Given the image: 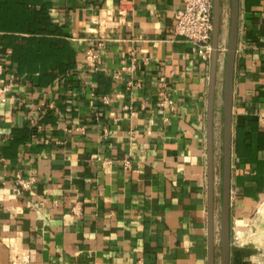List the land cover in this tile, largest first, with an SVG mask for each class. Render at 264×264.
Masks as SVG:
<instances>
[{
    "label": "crops",
    "instance_id": "0c3cea01",
    "mask_svg": "<svg viewBox=\"0 0 264 264\" xmlns=\"http://www.w3.org/2000/svg\"><path fill=\"white\" fill-rule=\"evenodd\" d=\"M31 5L35 28L43 15L50 31L0 34L63 44L59 56L43 59L38 39L27 42L32 51L20 61L0 45V84L15 75L0 98V264H10L13 244L32 250L30 264H210L211 256L218 264L221 63L210 252V58L173 32L181 1ZM230 14L231 0H220L219 48ZM232 88L230 264H252V250L264 252L255 217L264 212V0H238ZM17 175L32 178L29 188L16 192ZM233 236L246 246L233 250Z\"/></svg>",
    "mask_w": 264,
    "mask_h": 264
},
{
    "label": "water",
    "instance_id": "95a60500",
    "mask_svg": "<svg viewBox=\"0 0 264 264\" xmlns=\"http://www.w3.org/2000/svg\"><path fill=\"white\" fill-rule=\"evenodd\" d=\"M238 30V0H231V14L229 35L226 48L224 80H223V105H222V202H221V226H220V264H230V176H231V114H232V85L235 50ZM220 35V0H213V30L210 53V75L208 86V195H209V219H210V252H212V221L214 212V172H213V112L216 86V71L218 63ZM210 264H213L212 256ZM236 264H240L236 262Z\"/></svg>",
    "mask_w": 264,
    "mask_h": 264
},
{
    "label": "built area",
    "instance_id": "2783aa9c",
    "mask_svg": "<svg viewBox=\"0 0 264 264\" xmlns=\"http://www.w3.org/2000/svg\"><path fill=\"white\" fill-rule=\"evenodd\" d=\"M182 5L174 11L175 24L173 32L184 37L193 46L201 49L204 58L209 59L211 53V40L213 30V0H180ZM106 13L102 12L100 18H105ZM95 55L91 50L86 52V60H95ZM4 65L0 60V77L3 74ZM15 75L9 74V80L5 84H0V98L10 90L14 82ZM160 87H163V78H160ZM160 94H163L161 91ZM101 100L107 102L106 96ZM259 121L264 127V111L259 114ZM16 192L29 188L32 178L24 179L17 175ZM33 252L29 248H23L18 244L10 246V264H30Z\"/></svg>",
    "mask_w": 264,
    "mask_h": 264
},
{
    "label": "trees",
    "instance_id": "16d2710c",
    "mask_svg": "<svg viewBox=\"0 0 264 264\" xmlns=\"http://www.w3.org/2000/svg\"><path fill=\"white\" fill-rule=\"evenodd\" d=\"M37 13V10L32 9L31 0H0V31H8L9 28H24L29 33H37L41 30L46 31L43 33H47L50 30L48 29L47 20L43 15L41 16L43 17V21L39 20L40 24L35 28ZM36 39H38L37 43H39L37 48L38 56L43 59L59 56L57 49L60 48V43L63 44L62 41L45 36L35 38L15 35L13 33H3L0 34V45L6 44L10 47L14 58L20 61L26 53L32 51L31 48L26 47V43H32Z\"/></svg>",
    "mask_w": 264,
    "mask_h": 264
},
{
    "label": "rangeland",
    "instance_id": "374dc122",
    "mask_svg": "<svg viewBox=\"0 0 264 264\" xmlns=\"http://www.w3.org/2000/svg\"><path fill=\"white\" fill-rule=\"evenodd\" d=\"M228 29H229V21H228ZM227 42H228V35H227V40H226L225 46H222L218 49V57H219V61L221 63L220 79H222V81H221L222 82V94H223L224 65H225ZM222 52H224L223 55L221 54ZM219 126L221 129L220 130L221 141H220V150H219V154H218L219 155V157H218V179H217V195H216L217 230H218V242H217V249H218L217 262H218V264H219V252H220V226H221V202H222V126H223L222 107H221V113H220ZM261 212L262 213H257L255 215V217L257 220V225H261V226L263 225V227H264V212L263 211H261ZM253 231H255V230H253ZM245 246H246L245 243L242 240H240V238L237 239V237L233 236L232 244H231V247L233 250H235V248H242ZM262 247L264 248V245ZM262 250L263 249L252 250V251H254L252 258L250 257L249 258L250 260L249 261L247 260L246 262H251L252 264H264V252H262ZM262 253H263V255H262ZM243 256L244 255L241 254V257H243Z\"/></svg>",
    "mask_w": 264,
    "mask_h": 264
}]
</instances>
